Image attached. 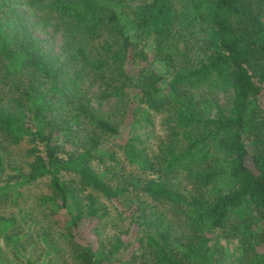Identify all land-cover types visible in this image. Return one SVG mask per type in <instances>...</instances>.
Wrapping results in <instances>:
<instances>
[{"label":"trees","instance_id":"trees-1","mask_svg":"<svg viewBox=\"0 0 264 264\" xmlns=\"http://www.w3.org/2000/svg\"><path fill=\"white\" fill-rule=\"evenodd\" d=\"M25 2L0 0V205L43 178L58 230L33 257L45 230L0 211V264H264V0ZM24 5L55 16L68 61Z\"/></svg>","mask_w":264,"mask_h":264},{"label":"rangeland","instance_id":"rangeland-1","mask_svg":"<svg viewBox=\"0 0 264 264\" xmlns=\"http://www.w3.org/2000/svg\"><path fill=\"white\" fill-rule=\"evenodd\" d=\"M23 1L24 4H27L26 0ZM26 10L27 21L31 27L33 34L41 40L43 48L52 54L58 56L59 60H67L71 57L69 54L67 47L65 46L64 42V35L61 28L57 27V22L55 16L53 14L45 12L43 10L34 9L29 7L28 5L23 6ZM74 63V62H72ZM78 63L77 65H79ZM83 65V62H82ZM85 68L89 69V63L85 61ZM70 71L67 74H71L72 69L69 67ZM85 78L89 81L88 76ZM98 83V82H97ZM96 82H85L84 87L88 89V92H94L95 86H97ZM90 84V85H89ZM94 102V101H93ZM120 104L117 100H110L105 101L100 108L104 110L106 113L111 114V116H115L113 118H117L116 112V105ZM153 135H160L164 132L163 126V115L156 114L154 116V122L151 126H149ZM25 146L22 144L19 148ZM260 146V145H259ZM260 148V147H259ZM28 161L23 158L19 160V166L23 167L24 169L27 167ZM16 165V166H18ZM6 174H14V171L11 168H7ZM19 196L17 201H8L4 203L5 205H0V211H4L3 213L9 214L10 211L15 212L17 215V226L16 228H28L30 227V221H33V225H36L35 231L40 232L45 230V238L44 236H35L34 241L36 245L31 248L34 249L33 257L38 256L42 252L49 250V244L51 243L52 236L56 235L58 227L55 225H48L46 221V213L47 209L44 206H40L37 198L42 192H47V184L45 179H40L39 181L27 184L23 187H19ZM11 196L14 195V189H10ZM10 197V196H9ZM3 204V203H2ZM161 207V206H160ZM22 214L27 215L28 218L22 217ZM166 222L170 223L173 226L175 223L173 216L170 211L166 213ZM174 221V222H173ZM175 225V224H174ZM123 228V226H119ZM117 227V228H119ZM17 230V229H16ZM15 230V231H16ZM116 229L111 228V224L108 223L105 226L104 233H113ZM25 255H29L27 252ZM51 256V252L49 251L48 256L44 259L46 264H63L68 259L67 251L63 253H58L56 256L53 257L52 260H49L48 257ZM44 256L41 254L40 259H43Z\"/></svg>","mask_w":264,"mask_h":264}]
</instances>
